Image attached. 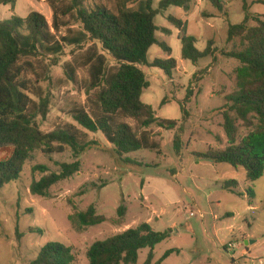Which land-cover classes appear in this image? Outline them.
Segmentation results:
<instances>
[{
  "label": "rangeland",
  "instance_id": "1",
  "mask_svg": "<svg viewBox=\"0 0 264 264\" xmlns=\"http://www.w3.org/2000/svg\"><path fill=\"white\" fill-rule=\"evenodd\" d=\"M159 1H153L154 9ZM221 1L227 19L209 0H192L189 12L170 6L154 18L159 29L155 36L170 47L171 58L177 64L171 79L160 69L140 67L149 84L142 92V103L150 106L159 120L178 123L173 130L164 131L155 126L150 129L157 135L160 153L140 150L119 158L100 134L86 132L88 139L99 141L102 148L86 152L80 158V174L56 184L48 198H41L28 191L31 182L43 176L40 172L32 174V167L41 165L49 172H57L59 164L70 163L72 158L69 149L50 156L33 152L20 178L0 189V264H29L47 243L70 247L73 264H88L86 252L94 242L141 223H148L157 232L172 230L169 239L155 246L152 264L167 251L173 253L161 264H264V176L249 185L242 168L195 157L208 149L223 150L228 146L221 112L217 110L227 104L226 98L235 90L234 69L238 63L222 52L230 49L226 43L228 25L240 24L244 13L242 0ZM259 1L264 0H247L250 14L264 16V5L258 4ZM83 2L87 5L91 0ZM30 12L42 14L51 25L52 12L43 0H16L14 11L0 6V20L12 15L25 18ZM167 16L186 22L187 34L196 39L199 51L212 40L217 49L215 59H202L198 67L183 60L178 30L167 21ZM68 29L78 31L81 27L71 20ZM64 34L66 29L61 28L59 35ZM88 47L89 44L82 50L65 47L58 65L49 67L48 73L41 76V94L49 100L47 117L36 120L42 132H50L63 123L82 130L61 113L69 102L84 104L86 101L84 93L66 80L62 66ZM107 58L109 66H113ZM166 58L158 46L148 50V62ZM198 69L199 74L193 79ZM77 76L87 79L86 69L78 70ZM188 92L190 97L186 98ZM164 99L166 102L161 104ZM247 134L248 130L238 123L236 140ZM175 136H179L181 143L179 154L173 147ZM11 152V147L0 149V161L7 159ZM125 158L136 164L126 163ZM231 181L237 183L235 191L242 196L221 188ZM249 186L254 192L251 206L245 196ZM122 200L126 213L118 218L116 210ZM91 204L95 205L97 214L106 217V222L76 230L68 216L84 211ZM228 244H237V247L230 250ZM148 252V249L139 252L138 264L144 263Z\"/></svg>",
  "mask_w": 264,
  "mask_h": 264
},
{
  "label": "trees",
  "instance_id": "2",
  "mask_svg": "<svg viewBox=\"0 0 264 264\" xmlns=\"http://www.w3.org/2000/svg\"><path fill=\"white\" fill-rule=\"evenodd\" d=\"M43 1L52 12L51 25L38 12H30L25 18L12 15L0 20V149L12 148L11 155L0 161V189L20 178L33 152L50 156L69 149L72 161L59 164L57 172H49L41 165L31 169L32 174L40 172L43 176L31 182L30 195L48 198L53 186L80 174V158L86 152L102 148L99 141L88 139L86 132L100 134L119 158L140 150L160 153L157 135L150 129L155 126L164 131L173 130L178 123L159 120L154 110L142 103V92L149 84L140 67L160 69L171 79L177 64L171 58L170 47L156 38L159 29L154 18L170 6L189 12L192 0H161L157 9L153 8L154 0H91L87 5L83 0ZM209 2L227 19L221 0ZM258 4L264 5V1ZM0 6L14 11L16 0H0ZM242 11L244 20L228 25L226 43L230 49L222 52L238 63L234 69L235 90L226 98L227 104L217 110L221 112L228 146L223 150L208 149L195 157L200 161L224 163L234 169L242 168L247 182L252 185L264 176V16L250 14L247 0H242ZM71 20L81 29H68ZM167 21L178 30L183 60L198 67L202 59H215L217 49L212 40L199 51L196 39L187 34L186 22L173 16H167ZM61 28L66 29L62 36L59 35ZM163 31L169 33L166 29ZM87 44L89 47L81 55L62 66L66 80L84 93L86 101L84 104L69 102L61 113L82 130L63 123L44 133L36 121L37 118L44 120L48 114L49 100L42 97L39 86L43 81L41 76L48 73L49 67L58 65L65 47L82 50ZM154 45L162 49L166 59L147 61L148 50ZM105 54L113 66H109ZM80 69H86L87 79H78ZM198 72L199 69L193 79ZM189 97L190 92L186 98ZM165 102L164 99L161 104ZM181 110L185 113L183 107ZM238 123L248 130L239 141L236 140ZM180 145L179 136H175L176 154L180 152ZM124 161L136 164L129 158ZM221 188L242 196L235 191L237 183L234 181L224 183ZM245 196L251 206L254 200L251 186ZM116 213L118 218L125 216L123 200ZM68 220L76 230H83L103 224L106 217L97 214L95 205L91 204L84 211L69 215ZM171 235L170 229L157 232L148 223H141L94 242L87 249L86 258L88 264H138L139 252L148 249L143 264H152L155 246ZM16 236L20 237L17 228ZM171 253L173 251H167L155 264H161ZM73 263L70 247L47 243L29 264Z\"/></svg>",
  "mask_w": 264,
  "mask_h": 264
},
{
  "label": "built area",
  "instance_id": "3",
  "mask_svg": "<svg viewBox=\"0 0 264 264\" xmlns=\"http://www.w3.org/2000/svg\"><path fill=\"white\" fill-rule=\"evenodd\" d=\"M189 216L194 217V214L190 213ZM199 216L202 217L201 214ZM236 247H237V244H228V249H230V250H234Z\"/></svg>",
  "mask_w": 264,
  "mask_h": 264
},
{
  "label": "water",
  "instance_id": "4",
  "mask_svg": "<svg viewBox=\"0 0 264 264\" xmlns=\"http://www.w3.org/2000/svg\"><path fill=\"white\" fill-rule=\"evenodd\" d=\"M249 243L251 244L252 242H249ZM244 244H245V245H248V242H245Z\"/></svg>",
  "mask_w": 264,
  "mask_h": 264
},
{
  "label": "crops",
  "instance_id": "5",
  "mask_svg": "<svg viewBox=\"0 0 264 264\" xmlns=\"http://www.w3.org/2000/svg\"><path fill=\"white\" fill-rule=\"evenodd\" d=\"M209 41H210V40H209ZM198 65H199V64H198ZM239 256L242 257V256H243V253H241Z\"/></svg>",
  "mask_w": 264,
  "mask_h": 264
}]
</instances>
